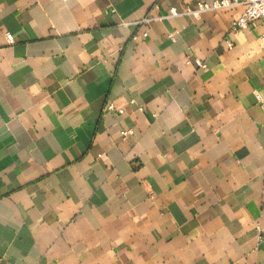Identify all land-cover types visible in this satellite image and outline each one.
<instances>
[{"label":"crops","instance_id":"1","mask_svg":"<svg viewBox=\"0 0 264 264\" xmlns=\"http://www.w3.org/2000/svg\"><path fill=\"white\" fill-rule=\"evenodd\" d=\"M197 3L0 0V264H264V24H139Z\"/></svg>","mask_w":264,"mask_h":264},{"label":"built area","instance_id":"2","mask_svg":"<svg viewBox=\"0 0 264 264\" xmlns=\"http://www.w3.org/2000/svg\"><path fill=\"white\" fill-rule=\"evenodd\" d=\"M244 6L243 13L231 24V31L236 32L240 30H246L250 25L255 22H262L264 24V0H245L241 3L240 0H214L212 2H207L205 0H198L196 10L190 9L187 6H183L181 10L177 8H171L167 15L157 16L156 18L144 17L139 21V24L148 25L151 21L161 20L165 18H176L181 16H191L197 15L199 13L206 12H218L224 10L235 9L239 6ZM9 42L13 41V37L10 34L6 35ZM169 39H173V35H169ZM261 41L264 42V34L261 36ZM230 46V44H229ZM262 53L264 54V47L262 48ZM201 68L205 66L198 63ZM256 97L259 102H262V97L256 93ZM109 111H114V107L109 105L107 107ZM121 113V112H120ZM132 134V131H122L121 136L126 138Z\"/></svg>","mask_w":264,"mask_h":264}]
</instances>
